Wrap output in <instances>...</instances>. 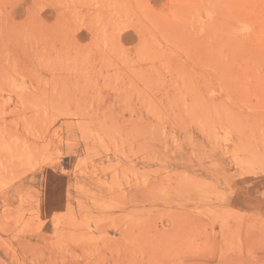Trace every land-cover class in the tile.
<instances>
[{
	"label": "rangeland",
	"instance_id": "obj_1",
	"mask_svg": "<svg viewBox=\"0 0 264 264\" xmlns=\"http://www.w3.org/2000/svg\"><path fill=\"white\" fill-rule=\"evenodd\" d=\"M241 1L0 0V264H264Z\"/></svg>",
	"mask_w": 264,
	"mask_h": 264
},
{
	"label": "bare ground",
	"instance_id": "obj_2",
	"mask_svg": "<svg viewBox=\"0 0 264 264\" xmlns=\"http://www.w3.org/2000/svg\"><path fill=\"white\" fill-rule=\"evenodd\" d=\"M241 7H243V8H245L246 9V7L248 8V7H250V4H249V2H248V0H242L241 1ZM220 13V12H219ZM240 14H246L245 12H241ZM219 16H220V14H219ZM230 17V16H229ZM236 26V25H235ZM234 26V27H235ZM233 27V26H232ZM232 31V30H231ZM232 34V33H231ZM255 34V33H254ZM235 35V34H234ZM242 35V34H241ZM247 36V39L249 38L248 37V35H246ZM245 35H244V37H246ZM231 37V36H230ZM233 39V38H232ZM235 39H236V37H235ZM249 40V39H248ZM264 40V39H263ZM241 44H242V42H241ZM248 43H246V45H247ZM261 44V43H260ZM264 45V44H263ZM260 46V45H259ZM258 46V47H259ZM243 47V46H242ZM245 47H247V46H245ZM250 47V46H249ZM249 47H247V48H249ZM260 48V47H259ZM263 49V48H262ZM259 50V49H258ZM255 51V50H254ZM257 51V50H256ZM250 52H251V48H250ZM264 52V51H263ZM260 53H261V51H260ZM259 53H257V55H258ZM254 56H255V54H254ZM259 56H260V54H259ZM225 60V59H224ZM232 61V60H231ZM250 66V65H249ZM256 68V67H255ZM256 71H257V69H256ZM259 73V72H258ZM224 74V73H223ZM197 90H198V88H197ZM200 90V89H199ZM255 125H256V123H254ZM254 127H256V126H254ZM254 130H256V128L254 129ZM258 146V145H257ZM262 147V146H261Z\"/></svg>",
	"mask_w": 264,
	"mask_h": 264
},
{
	"label": "clouds",
	"instance_id": "obj_3",
	"mask_svg": "<svg viewBox=\"0 0 264 264\" xmlns=\"http://www.w3.org/2000/svg\"><path fill=\"white\" fill-rule=\"evenodd\" d=\"M251 30L252 29L250 25H243L239 31L241 34H245L247 32H250Z\"/></svg>",
	"mask_w": 264,
	"mask_h": 264
}]
</instances>
